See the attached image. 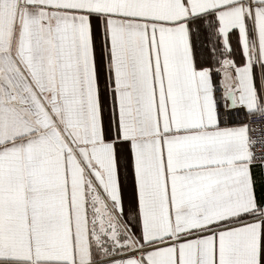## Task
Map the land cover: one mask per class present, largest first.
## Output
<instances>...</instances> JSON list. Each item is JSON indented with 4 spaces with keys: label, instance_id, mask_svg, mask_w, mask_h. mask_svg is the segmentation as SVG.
Wrapping results in <instances>:
<instances>
[{
    "label": "snow or ice",
    "instance_id": "1",
    "mask_svg": "<svg viewBox=\"0 0 264 264\" xmlns=\"http://www.w3.org/2000/svg\"><path fill=\"white\" fill-rule=\"evenodd\" d=\"M0 264H264V0H0Z\"/></svg>",
    "mask_w": 264,
    "mask_h": 264
}]
</instances>
